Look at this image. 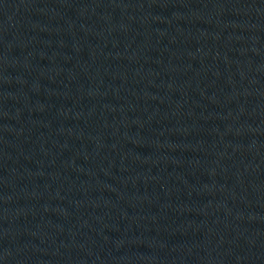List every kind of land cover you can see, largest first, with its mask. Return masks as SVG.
Here are the masks:
<instances>
[{
	"label": "water",
	"instance_id": "1",
	"mask_svg": "<svg viewBox=\"0 0 264 264\" xmlns=\"http://www.w3.org/2000/svg\"><path fill=\"white\" fill-rule=\"evenodd\" d=\"M0 264H264V0H0Z\"/></svg>",
	"mask_w": 264,
	"mask_h": 264
}]
</instances>
